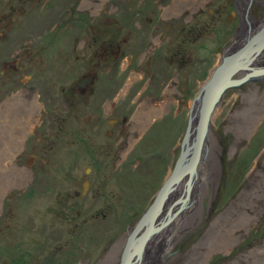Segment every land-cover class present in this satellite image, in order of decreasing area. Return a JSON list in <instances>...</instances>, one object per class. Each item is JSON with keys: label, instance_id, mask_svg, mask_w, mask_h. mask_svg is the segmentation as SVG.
<instances>
[{"label": "rangeland", "instance_id": "obj_1", "mask_svg": "<svg viewBox=\"0 0 264 264\" xmlns=\"http://www.w3.org/2000/svg\"><path fill=\"white\" fill-rule=\"evenodd\" d=\"M28 1L30 21L45 16L39 34L45 66L14 79L16 86L35 88H0V116L8 113L20 121L22 101L32 100L36 107V119L13 157L23 171L8 176L0 172V264H42L55 248L48 264H61L65 256L71 257L67 264L84 257L89 261L82 264H117L119 258L107 260L111 244L126 224V233L134 226L173 167L192 97L226 46L233 45L227 49L231 51L244 44L247 28L234 8L239 0H149L151 10L142 13L132 12L130 0H121L118 7L117 0H94L100 2L98 8L85 5L80 12L74 9L80 0ZM261 2L254 0L250 7L254 16L261 11L260 21ZM125 16L151 31L142 54L136 35L120 43L126 29L113 22ZM107 22L105 26H115L111 42L119 55L116 61L99 62L93 83L73 103L74 96L66 98L63 92L80 70L65 69L83 53L84 63L99 55L103 36L101 29L88 35L79 29L73 39L75 26L92 23L100 28ZM154 33L160 37L153 38ZM33 35L25 46L34 59L30 66L39 59V37ZM237 38L241 41L235 45ZM17 46L21 43H11L10 49L5 45L0 69L2 57L7 61ZM67 58L71 61L65 66L50 65ZM5 101L11 102L9 110ZM2 131L0 123V142ZM204 161V189L196 206L174 225L170 247L161 245L163 257L153 264H264V79L247 80L224 93L214 110ZM183 183L155 222L178 198ZM75 190L85 191L78 206ZM67 195L74 199L66 202ZM173 219L160 230L170 228Z\"/></svg>", "mask_w": 264, "mask_h": 264}, {"label": "flooded vegetation", "instance_id": "obj_2", "mask_svg": "<svg viewBox=\"0 0 264 264\" xmlns=\"http://www.w3.org/2000/svg\"><path fill=\"white\" fill-rule=\"evenodd\" d=\"M253 1L254 0H251L250 4H249V0H239L238 3L237 2L234 3L235 16L238 19V21L243 20V22L247 28L246 32H248L247 31L248 29L253 30L254 27H257V25L259 26L260 24H262L264 26V20L260 21L258 19V16H257L259 13H261V11L258 9L259 13L254 16L253 12L250 9L251 3H253ZM25 2H26V0H0V26H2L0 28V54H2L1 52L4 51L5 45H8V49H10L11 43H13V42H20L21 43V46H17L15 48H13L12 50L9 51L8 55H6L8 60H9V57L12 56V59L10 62H8V60L6 61L2 57L3 64L1 65L2 68L0 69V88H21V89L22 88L23 89L24 88L25 89L35 88L33 85L16 86L17 83L15 85L13 83L14 79L19 77L20 74L24 75V73H29L31 71V69L35 68L37 65L42 70L44 69V66H45V64H44L45 58L42 57V54L43 53L46 54V53H45V50L41 47L42 42H40V41L42 39V36L39 35L41 25L43 24V19L45 18V16L43 13H41V16L38 15L39 20L32 19V21H30L29 10H30L31 5H29L30 4L29 1H28V4H25ZM55 2L59 3V0H55ZM120 2H121V0H117V4L115 6L118 7L119 6L118 4ZM134 2H135V5H131V3H134ZM258 2H259V0H256V3H258ZM56 3H55V5H56ZM243 3L245 4V6L243 9V13H242L240 6ZM261 3L264 6V3L263 2H261ZM99 4H100V2H95L94 0H80V1H78L77 5L74 9L76 12H80L78 10L83 8L85 5L88 7L98 8ZM148 4H149V0H130L129 1V7L132 8V12H134V13H142L143 11L151 10V6H149ZM111 5H112V7L114 6L113 4H111ZM261 8L264 9V7H261ZM166 9H168V8H166ZM160 10H163V9H160ZM165 11L169 12L167 10H165ZM123 18H125V19L122 20V17H121V18H119V20L116 19L113 22V23L120 24L122 26V28L126 29L123 33V35L126 39H120V43L125 44L131 36L136 35L140 39L138 46L141 49L140 54H142L143 51H145V49L147 48V39L150 40V37H151L150 29L148 27H146L145 25H143L142 22H137V20L129 21L130 17L126 18V16H125ZM77 19H78V17L75 18V20H73V21L76 23ZM81 22H84V21H81ZM58 24L61 25L62 21H60ZM72 25L73 24H71V26ZM105 25H108V22L102 24V26L100 28L97 26H94V24L92 25V23L90 25H88L86 23H78L75 26V32H73L74 33L73 39H75L77 37L76 33H78L79 29H81V31H85L87 35L91 32L93 34L98 33L97 31H99V29H101V33L103 36H101L98 39L100 45H102L101 50L99 51V55L93 56L91 59H89L88 62H85V63H84V59L87 56L84 53L82 55L83 57H81L80 59H73L71 61L70 58H67L66 60H59L58 62H56L54 64L50 63L51 66L59 67L60 65L65 66V64H68V62L71 61L73 65L71 67L66 68L65 69L66 71L72 70L74 66H75V68L79 67V70H80V73L78 75L79 77L75 80V82L72 84V86L67 87L68 89L64 90V92H63L64 96L66 98H70L71 95L74 96L73 100H72L73 103L77 102V100H78L77 93L78 92L82 93V92L86 91L89 88V86H91V84L93 83L94 77H95L96 71H97V69L95 67L99 65V62L101 60H107V59L116 61V59L119 55L118 48L115 46H112V42H111L113 39L116 38L115 33L111 30L115 26L109 28ZM250 30H249V32H250ZM35 32H36V34H38V37H39L36 40L37 44H40L39 45V52H38L39 59H38V62H36V64H33L32 66H30L29 65L30 61L32 60L34 63V59H31V57H32L31 52H30L29 48L28 47L25 48V46L31 44V41L35 38V36L33 35V34H35ZM152 35H153V38H156L157 36L160 37L159 33H154ZM94 40H96V37H94ZM107 40H109V41H107ZM237 40H238V38H237ZM235 43H236V41H235ZM82 44L84 46V43H82ZM22 45H24V46L22 47ZM229 46L230 45H227L226 48H230L233 45H231L230 47ZM155 50H156V48H154L152 53L155 52ZM6 51H7V48H6ZM55 56H56V53L53 55V57H55ZM218 63H219V61H218ZM104 66L108 67L110 65H108L107 62H105ZM13 68H15V70H13ZM89 75L91 76L90 81L85 82L83 84H80V80L89 76ZM249 81H252V80H249ZM256 81H258V80H256ZM124 88H126V86ZM13 94L14 93H12L11 95L13 96ZM117 100H115V98H114V100L111 102V105H114L117 102ZM12 101H14V100H12ZM6 103L7 102L5 101L3 103V105H7ZM22 103H23V106L25 107L24 108V118L22 120L16 121L13 118H10L9 116H11V115L8 113H4V114H7V116H0V123H3V131H2L3 141L0 142V148L2 149L0 152V168L3 167V171L6 172L5 173L6 176H8L11 173H15V172L21 173L23 171V169L20 168V165H17L14 163L13 157L11 159H9V158H7L8 156L4 157V154H6L8 149L13 148L14 145H17V149L19 148L23 135L26 133L27 130H29L32 127V125L36 119V112H35L36 107H35V104L33 103V101L32 100L22 101ZM9 105L12 106L11 102L7 105V110H9V108H10ZM41 111H42V109H41ZM39 115H40V113H39ZM39 115H38V117H39ZM38 117H37V119H38ZM6 123H8V124H6ZM17 149L10 151V152H14L13 153L14 157H15V151ZM91 152H92V150H91ZM32 156L35 157V155H32ZM3 159H4V161H3ZM92 168H95V167L93 166ZM84 193H85L84 190L82 192L75 190L74 194L76 196H78L76 198V205L80 202V200L83 199V197H79V196L81 194L83 195ZM73 199H74V197H71L70 195H67L65 197L66 202H69L70 200H73ZM55 211H58V209H55ZM128 227H129V224H126L124 230L121 231L122 233L120 235V238L123 236L124 240L123 241L121 240L120 243H118V240L120 239L119 238L117 241H115L116 243L112 242L113 244H111V245H113V248H111V249H114V245L118 244V251L116 254H114L115 261L119 258V261L117 262V264L122 260L124 247H125L128 239H129V235H130L132 228L134 226H132V228H130L128 230L129 232L126 233L127 232L126 230ZM124 241L126 243L124 244V246L122 248L123 250L120 253V249H121L122 243ZM120 245H121V247H120ZM167 247L169 248L170 246L168 245ZM53 250L57 251L56 248ZM107 250H109V247L107 248ZM56 251H55V254H56ZM68 260H71V257L69 256L68 258H66V256H65V260L63 258L61 261V264H63V263L67 264ZM87 261H89V258L84 257L82 261L80 260V262H81L80 264L87 262ZM74 262H77V261L76 260L71 261L70 264H73ZM42 264H43V260H42ZM132 264H137V262L133 261ZM139 264H142V262H140ZM150 264H151V262H150Z\"/></svg>", "mask_w": 264, "mask_h": 264}, {"label": "water", "instance_id": "obj_3", "mask_svg": "<svg viewBox=\"0 0 264 264\" xmlns=\"http://www.w3.org/2000/svg\"><path fill=\"white\" fill-rule=\"evenodd\" d=\"M250 1L251 0H249V4ZM242 43H244L242 46H238L232 51H227L228 48H226L220 62L210 70L209 76L192 97L188 110L186 127L173 167L160 185L153 201L146 207L132 228L129 239L123 250L122 260L118 264H130L132 259L139 264L141 249L146 238L165 225L167 221L186 204L188 199L187 192L196 177L195 164L199 159L202 142L204 139H207L212 114L227 89L238 87L247 80L252 79L256 81L264 79V66L256 69L251 67L254 58L264 45V30H261V32L254 36L246 32L242 39ZM90 79L91 76L89 75L81 79L80 84L89 82ZM121 95L122 91L118 92L115 96V100L119 99ZM181 178H186L183 188L185 193L182 191L178 198L171 203L166 214L162 216L160 220L154 222V218L160 210L163 198ZM173 205H176V209L171 213V207ZM142 226H144V228L138 237H135V233H137ZM55 251L56 250H51L45 255L43 264H48L50 262ZM80 263V261H77L73 264Z\"/></svg>", "mask_w": 264, "mask_h": 264}, {"label": "bare ground", "instance_id": "obj_4", "mask_svg": "<svg viewBox=\"0 0 264 264\" xmlns=\"http://www.w3.org/2000/svg\"><path fill=\"white\" fill-rule=\"evenodd\" d=\"M252 21V20H251ZM251 23V22H250ZM262 24L259 25L258 28L256 29H259V30H256L254 33H252V30H250L249 32V29L247 30L250 35L254 36V35H257L259 32H261V30H264V26L261 28ZM261 28V29H260ZM245 36V35H244ZM243 39V38H242ZM240 39L236 41L235 45L237 43H240ZM255 45V44H254ZM235 49V48H234ZM232 49V50H234ZM231 50V51H232ZM261 60V62L263 63H259ZM258 63V64H257ZM264 66V45L261 47L260 51L258 52V55L254 58V61L252 62L251 64V67L253 69H256V68H260V67H263ZM252 80V79H251ZM214 114V113H213ZM213 114H212V117H211V121H210V124L212 122V118H213ZM11 127V126H10ZM209 135H210V125H209V134L207 136V139H204L203 142H202V145H201V148L203 145H205L206 147H204V152L203 154L201 155V149H200V153H199V159L197 161V163L195 164V168H196V177L195 179L193 180L192 182V185L190 186L188 192H187V195H188V199H187V202L186 204L184 205V207L182 209H184V211L182 212V214L179 215V211L174 215L172 216L171 219H173L175 222L170 226V228L166 227L164 228L163 230H160L161 228H159L157 231H155L154 233L150 234L146 240L144 241L143 243V246H142V249H141V255H140V262H142V264H150L149 262H151V264H153L155 262L156 259H158L159 257L161 258V256L163 255L164 252H162L161 254V245H169V239L171 238V236H173V233L175 232L174 229H172L174 227V225H178L182 219L185 220L187 217H188V212L190 211V209L194 208L196 206V200H197V195L199 193V191H201L202 189H204V183H203V173H202V170H203V167H204V164H205V161H204V158H205V155H206V152H207V149H208V145H209ZM211 139V138H210ZM207 141V142H206ZM207 144V145H206ZM211 144V143H210ZM14 149H17V145H14L13 148L11 149H8L6 154H4V157L8 156L7 158L11 159L12 157H14L13 153L14 152H10L11 150L13 151ZM1 148H0V152H1ZM4 161V159H3ZM0 172H4L3 171V167L0 168ZM6 173V172H4ZM1 174V173H0ZM3 180L2 178H0V183H3ZM186 180V178H181L179 181H177L175 183V185L168 191V193L166 194V196L163 198L162 202H161V206H160V210L159 212H161V209L164 208L165 204L168 203V202H171L172 198L176 197L175 195L178 193V191L181 189V186H182V183ZM183 186H185V184H183ZM184 188V187H183ZM183 191V190H182ZM182 193V192H181ZM180 193V194H181ZM183 193H185V191H183ZM179 194V195H180ZM171 199V200H170ZM176 207H174V205L171 207V213L173 211H175ZM181 209V210H182ZM158 212V213H159ZM167 212V211H166ZM166 212L162 215L164 216L166 214ZM157 213V214H158ZM162 216L159 218V220L162 218ZM168 220L167 223L170 221ZM154 222H155V218H154ZM166 223V224H167ZM172 223V222H171ZM175 225V226H176ZM179 226V225H178ZM177 226V227H178ZM144 228V226H142L140 229L142 230ZM175 228V227H174ZM171 229V231H170ZM139 233V231L137 232ZM135 233V237H138V234ZM214 239V238H212ZM211 239V240H212ZM209 240V241H211ZM126 242L124 241L122 243V247L120 249V253L121 251L123 250V246ZM115 246V245H114ZM210 247V246H209ZM118 251V246L117 247H114V249H111L108 256H107V260H111V259H114V254H116ZM163 257V256H162ZM116 258V257H115ZM159 258V259H160ZM115 261V259L113 260ZM112 261V262H113ZM133 263V259L131 261L130 264Z\"/></svg>", "mask_w": 264, "mask_h": 264}]
</instances>
